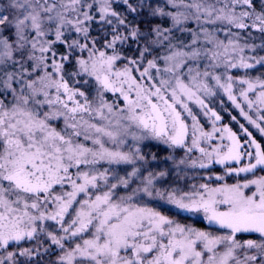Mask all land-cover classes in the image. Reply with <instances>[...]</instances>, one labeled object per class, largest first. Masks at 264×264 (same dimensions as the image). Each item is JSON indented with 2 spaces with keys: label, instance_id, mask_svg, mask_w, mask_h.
I'll return each mask as SVG.
<instances>
[{
  "label": "snow or ice",
  "instance_id": "obj_1",
  "mask_svg": "<svg viewBox=\"0 0 264 264\" xmlns=\"http://www.w3.org/2000/svg\"><path fill=\"white\" fill-rule=\"evenodd\" d=\"M251 129L264 0H0V264H264Z\"/></svg>",
  "mask_w": 264,
  "mask_h": 264
},
{
  "label": "rangeland",
  "instance_id": "obj_2",
  "mask_svg": "<svg viewBox=\"0 0 264 264\" xmlns=\"http://www.w3.org/2000/svg\"><path fill=\"white\" fill-rule=\"evenodd\" d=\"M243 122V121H242ZM237 130H238V126H237ZM251 131L254 133V135L257 137V139L258 140H260V141H264V137H261L260 135H259V133L255 130V129H251ZM160 147H162V146H160ZM153 151H158V148H153L152 149ZM163 155L164 154H161V158H163ZM246 162V161H245ZM215 168H220V166H216ZM221 170H222V172H223V169L221 168ZM221 172V173H222ZM259 174H264V173H259ZM230 182H231V180H230ZM176 210L175 209H172V212H175ZM182 215H187V214H182ZM188 222L189 223H196L197 225H200V224H202V221H201V218L200 217H198V216H191L189 219H188Z\"/></svg>",
  "mask_w": 264,
  "mask_h": 264
},
{
  "label": "trees",
  "instance_id": "obj_3",
  "mask_svg": "<svg viewBox=\"0 0 264 264\" xmlns=\"http://www.w3.org/2000/svg\"><path fill=\"white\" fill-rule=\"evenodd\" d=\"M223 115H224V123H231L227 113H223ZM232 126L234 127V129L237 130V126L236 125L233 124ZM214 172L217 173V174H220L222 172V170H221V168H214Z\"/></svg>",
  "mask_w": 264,
  "mask_h": 264
}]
</instances>
